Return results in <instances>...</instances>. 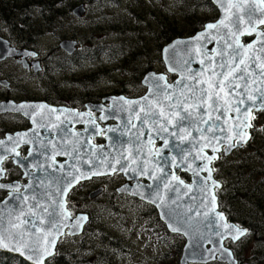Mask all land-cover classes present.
Segmentation results:
<instances>
[{
	"label": "water",
	"instance_id": "obj_1",
	"mask_svg": "<svg viewBox=\"0 0 264 264\" xmlns=\"http://www.w3.org/2000/svg\"><path fill=\"white\" fill-rule=\"evenodd\" d=\"M211 1L220 13V18L217 22L210 24H216L218 27L208 29L207 24L205 26L206 31L203 33H199L192 38L175 40L163 50V60L168 73L177 75L178 78L173 83H169L165 74L149 73L146 75L143 86L148 90V94L145 97L147 99L125 103V109L130 113H134L137 116V120L145 118V113L150 104L154 111L163 108L167 116L170 111L168 108L169 101L163 99V94L172 95L175 93L178 96L182 90L186 91V85L191 86L196 84L201 77L206 79L210 76L211 71L207 70L209 52L217 54L215 56L216 59L214 58L216 64H219L222 59L218 53L230 54L232 52V49L226 48L225 41L232 43L238 37L241 43L243 37L255 36V40L249 44L254 47L246 55L252 56L255 54L264 58V53L259 52L261 42L264 40L259 35V28L264 24L257 22L260 19H264V11H262L264 4H261L260 0ZM229 4L232 7H229ZM73 14L77 18H82L86 14V6H79L74 10ZM250 14L251 19L249 18ZM238 17L243 18L242 22L234 24ZM220 21H224V24L226 23L228 27L220 24ZM252 27L256 31L251 35L247 33L240 34V31H238V29L243 30ZM230 31H238L237 37L229 36L228 33ZM76 44L66 41L61 44V48L72 54L75 51ZM211 45L215 46L214 49L210 47ZM17 53L16 49L11 48L10 44L0 37V62L18 57ZM227 54L224 55L223 59H227ZM216 71H226V69L221 70L217 67ZM160 77H163V79H160ZM197 86L206 87V85ZM189 95L191 94L189 93ZM4 107V110L0 109V113L18 112V108L16 110L12 109L7 104ZM141 108H144V111H140ZM253 111L258 112L255 109ZM19 112H22V110H19ZM120 114V117H122L120 119L123 122L132 120L123 116L126 114L124 109ZM234 114L236 117L237 114ZM45 117L46 113L41 114L36 124L43 123L46 128L56 129L59 132L58 125H55L54 122ZM241 119H243L242 116ZM162 121L166 124L165 120H161L160 123ZM217 123L225 129L230 127L234 129L237 121L236 119L231 121V118H229L227 123H224L223 119L217 121ZM33 124L35 126V122ZM166 126L168 127V132L160 131L159 124H153L152 120H149L146 124L140 122L139 133L132 134L128 138L134 142L125 149L122 147V143L117 145L112 142L113 144L110 143L111 145L108 147H98L99 149L92 145L93 149L89 147L91 150H86L88 152L86 153L82 144L65 146L59 139L55 146L52 145L53 148L39 145L37 148L39 153L43 152L46 154L52 149L54 152L59 153L61 150L68 151L69 149V154L72 156H68L67 162L61 164L63 168L59 165L58 169H55V173L50 172L54 168L44 156H39L36 160L30 162L32 165L40 167L42 170L41 174L39 176L35 175L28 186L21 188L23 189L22 194L12 193L8 199L0 204V235L3 236V243L7 245V247H0V251L17 255L31 264H36V261L42 258V264H45L47 260L55 255L56 246L61 237L66 234V230H68V234L80 235L82 233V228L85 224L83 220L86 219V216H83V218L79 216L80 218L77 217L76 219L71 218L66 205V197L70 190L82 180H90L96 176L125 173L128 180L134 181L135 184L132 186L127 184L119 192L123 195H131L145 200L147 203L154 205L160 212L161 220L169 229L172 230L173 227L180 229L179 231L172 230L173 233H181L186 236L187 245L184 249L181 264H208L214 261L238 264L234 257L228 251H225L223 247L224 234L229 229L221 232L222 227L227 223L225 217L218 212L217 199L213 196L214 190L220 188V185L213 179L212 171L209 173L206 170V168L211 169L212 163L219 158L223 147L221 146L217 152H213L212 147H203L208 141L201 139L202 134L196 131V128L207 129L208 125L198 124L189 127L187 122H182L181 128H186L187 131L178 130L174 123L166 124ZM251 129H248V133ZM173 132H176L175 136L171 135ZM203 135L210 138L212 134L205 131ZM219 135L223 137L225 133L221 132ZM181 136L184 138L181 139ZM117 137L120 139L119 136ZM140 139H143L142 143ZM146 139H153V142L161 140L163 146L157 152H154L152 144L147 146L144 143ZM249 140L250 138L242 146L234 147L230 151L225 152V155L229 156L236 149L243 148ZM7 142L13 149L19 148L24 144L22 137L18 136H8L7 140L0 141L2 146L0 147V169L3 161L8 157L5 151ZM26 144L32 149L36 145L34 141ZM135 148L138 152H136ZM129 149L130 151H127ZM132 153L141 155L140 157H133ZM212 156H215L216 159H213L211 163H208L203 158ZM133 158L136 159L137 165H128L127 162L131 163L130 160ZM117 159L120 160L119 164L116 163ZM27 164L25 162L26 166ZM21 165L23 166V164ZM113 168L116 171L113 172ZM133 168L136 170L132 171ZM143 169H146V171L142 172ZM179 171L190 174L192 176V184L180 183L182 180L177 176ZM132 173H134L133 176ZM203 174H206L207 177L204 178ZM73 177L78 179H73ZM142 178L147 179L150 184L142 186L139 182ZM201 179L205 183H202ZM213 182H215V186ZM45 208H47V212L44 211ZM41 215L46 216L47 221H42V223L38 221V217ZM17 217L20 219L17 220ZM21 221H27V223H21ZM77 222L78 224L82 222L78 232L76 230L78 228L76 226ZM15 224H20V226L18 228L13 227ZM232 227L234 228L235 226H229V228ZM208 246L212 248L214 246L212 251L207 249ZM204 251L209 253L204 255ZM29 256L32 257L31 260ZM218 256L219 259L216 260Z\"/></svg>",
	"mask_w": 264,
	"mask_h": 264
},
{
	"label": "flooded vegetation",
	"instance_id": "obj_2",
	"mask_svg": "<svg viewBox=\"0 0 264 264\" xmlns=\"http://www.w3.org/2000/svg\"><path fill=\"white\" fill-rule=\"evenodd\" d=\"M5 1L8 2L9 0ZM1 15L2 12H0ZM17 31L24 32L25 30ZM261 31H264V27L261 28ZM54 33H58L54 36L58 40H62L59 45L66 41L77 43L73 53L75 54L74 58H77L76 61L61 59L60 53L65 58L72 56L61 50L58 54H52L54 50H51L52 56L46 61L42 59L36 43L29 44L36 42L35 38H33L35 40H31L24 37L23 41H19L20 39L15 40L11 37V30H0V36L8 41L11 48L18 51V57L0 62V79L9 83V86L0 84V102L11 99L16 102L44 104L45 118L50 119L59 128V132H56V129V131L48 129L43 123L34 126L27 117L20 115L0 116V139L8 134L13 135V137H22L24 142L18 148L16 157L8 156L4 161V175L0 181L4 187L0 188V203L4 202L10 194L8 186L14 185L18 189L16 192L21 193L22 189L18 187L27 186L30 182V176L38 174L37 168L31 167V165L29 168L24 165L25 162L30 164L32 159L44 156L49 162L53 161L60 164L66 162L68 156H72L68 151L58 153L54 152L53 149L46 154L39 153L36 146L46 145L48 148H53L59 139L66 145L80 142L104 147L108 141L106 130L117 128L115 118L106 114L112 99L119 97L120 103L122 101L129 103L143 97L147 92L144 89H139L137 85L139 82L141 85V81L133 77L130 79L133 80L132 82L121 77L116 82L111 79L105 81L104 84L107 87L100 94H96V91L92 92V87L80 86L78 90H75L72 81L69 83L61 82L60 77L63 76L58 75L66 70L71 63L76 62L71 69L73 74L85 76L87 75L85 70L90 69L89 65H96L105 59L98 58L97 60L95 58L90 61H83V65L80 66L79 59L85 57V55L81 56L80 53L82 45L79 41L81 40L76 39V36L72 39L63 40L65 38L61 36L62 30L60 32L53 31ZM44 34H46L45 30ZM87 46L90 47L88 44ZM40 52L46 53L44 47L40 48ZM12 65H18L21 70V74L16 79L8 73L10 70L13 73ZM6 67L7 69H5ZM30 74L32 77L28 78ZM175 78L176 76L168 75V81L171 83L175 81ZM33 79L39 84L42 83L41 86L38 85L36 91L29 89V82ZM55 79L60 82H56ZM21 83L24 84V88L20 87ZM38 114H41L40 110ZM129 118L133 119L134 117ZM252 125V140L244 151L246 154H252V148L257 146V142H261L263 152L262 159L253 162L247 168L249 169L246 171L248 183L245 187H241L245 190V196L240 195L239 187L234 182L227 184L224 175L221 176L223 171L225 173L224 165L228 162L223 154L221 159L214 164L215 179L221 182L220 188L215 190L218 208L225 214L229 224L246 230V236L240 242H235L233 237L236 235L228 236L225 239L227 246L242 264H257L258 257L254 261L253 251L257 247L256 243L262 242L264 244V131L259 130L264 129V112L255 116ZM123 126L133 127L128 123V120ZM123 135L126 137L124 133ZM29 141L32 143L34 141L37 145L32 149L26 144ZM145 144L147 146L152 144L154 152L163 146L161 141L153 142V139H146ZM236 152L232 153H235L233 156L237 155ZM241 157L244 155L241 154ZM179 175L184 183L185 180H189L185 173H179ZM139 182L142 186L149 185V181L145 178L140 179ZM127 183L128 179L123 174L116 173L113 176L97 177L82 182L69 192L67 207L71 216L76 218L80 215H86L87 218L83 220L85 224L80 235L66 232L61 237L56 248L57 257L63 256V259L70 257L75 264L77 262L80 264H157L158 259L168 260L174 255L175 244L179 241H184V247L185 239L181 235H174L172 230L159 218L152 205L141 199L118 193V189ZM133 183L134 181L130 182L131 185ZM242 204L247 205V209ZM108 205L111 208L120 205L124 210L126 206L127 211L134 214V218H112L104 210V207ZM234 232L236 233L235 230ZM238 243H243V247L251 245L252 252L247 260H242L237 253ZM157 251H159V256H157Z\"/></svg>",
	"mask_w": 264,
	"mask_h": 264
},
{
	"label": "snow or ice",
	"instance_id": "obj_3",
	"mask_svg": "<svg viewBox=\"0 0 264 264\" xmlns=\"http://www.w3.org/2000/svg\"><path fill=\"white\" fill-rule=\"evenodd\" d=\"M260 3L264 4V0H260ZM229 7H232V5L229 4ZM262 11H264V9H262ZM249 18L251 19V14ZM242 20V17H238L234 24H238L242 22ZM257 22L259 24H264V19H260ZM220 24L228 27V25L224 24V21H220ZM217 27L218 25L216 24L207 25L208 29ZM238 31H240V34L247 33L251 35L256 29L252 27L243 30L238 29ZM228 35L237 37V32L230 31ZM259 35L264 38V32H260ZM225 45L226 48L232 49V52L230 54L218 53V55L222 57L219 64L215 63L212 56L208 57L209 64L207 70L211 71L210 76L206 79L201 77V79L197 80L196 84L191 86L186 85V91L182 90L178 96L175 93L172 95L163 94V99L169 101L168 108L170 111L167 116L163 108L154 111L150 104L142 123L146 124L149 120H152V123L159 124V130L164 132H168L166 124L174 123L175 127L180 131H187L186 128H181L182 122H187L189 127L198 124L208 125L207 129L197 127L196 131L202 134L201 139L208 141L203 147H212L213 152L219 151L221 146L224 148V151L227 152L234 147H239L242 146L243 143H246L247 139L250 138L248 129L253 128L251 121L255 119L253 110L264 112V58H262L261 55H246L254 46H245L241 44L238 37L232 43L225 41ZM259 52L264 53V40L261 42ZM226 54L227 59L225 60L223 57ZM237 58H239L238 62ZM201 63H203V61H201ZM233 65H235V67H233ZM217 67L221 70L226 69V71H216ZM160 79H163V77H160ZM193 79H195V77H193ZM197 85H206V87H198ZM189 93L191 95H189ZM188 101H190V103H188ZM40 107L43 106L41 105ZM140 111H144V108H141ZM230 112L237 114L235 117L237 123L234 129L232 127L225 129L218 124L217 121L223 119L224 123H227L230 118ZM181 113H183V115H181ZM241 116L243 119H241ZM161 120H165L166 124L160 123ZM259 130L264 131V129ZM111 131H115V129ZM205 131L212 134L210 138L203 135ZM221 132L225 133L223 137L219 135ZM171 135L175 136L176 132L171 133ZM180 138L183 139L184 137L181 136ZM137 139H139V137H137ZM149 143H151V140H149ZM203 158H205L208 163L216 159L215 156ZM116 163L119 164L120 160L117 159ZM131 163L136 164V159L133 158ZM61 168H63V165H61ZM132 170L135 171L136 169L133 168ZM206 170L209 171V173L212 171L207 168ZM0 171H3V169H0ZM112 171L114 172L116 169L113 168ZM143 171H146V169H143L142 172ZM73 179L78 178L73 177ZM180 183H183V181H180ZM213 185L215 186V182H213ZM3 187L4 185L0 184V188ZM33 199H35V197H33ZM44 211L47 212V208H45ZM19 219L20 218L17 217V220ZM21 223H27V221H21ZM19 226L20 224L13 225V227L17 228ZM224 227L228 228L229 226L225 224ZM172 230L179 231L180 229L173 227ZM236 232L237 235L233 237L234 239H238L239 236L243 235V232L239 229H237ZM0 247H7V245L3 243L2 235H0ZM29 259L31 260L32 257L29 256ZM36 264H42V258L38 259Z\"/></svg>",
	"mask_w": 264,
	"mask_h": 264
},
{
	"label": "trees",
	"instance_id": "obj_4",
	"mask_svg": "<svg viewBox=\"0 0 264 264\" xmlns=\"http://www.w3.org/2000/svg\"><path fill=\"white\" fill-rule=\"evenodd\" d=\"M134 0H115L116 4H120L121 6H125L124 2H126V5L129 3H132ZM139 2V0H136ZM168 1H171L172 4L170 7H174V12H169L168 8H166L164 11L160 13V9H164L166 7V4ZM62 3V5L59 6V4ZM80 3H88L89 5L95 6L97 10L105 12L110 4L108 0H9L8 2L5 0H0V12H2V15L0 17V25L7 28L8 30H11V37L15 38V40L20 39L19 41H23V38L26 37L31 40L37 41V39L43 35V31L45 29V25L47 28H50L46 30L47 32H57L61 31L64 26H67L70 24V21L72 18L71 11L75 6H78ZM160 3V6H159ZM118 4V5H119ZM159 8H158V7ZM198 7H201L198 9ZM119 10H115L117 13ZM157 11V12H156ZM203 13H201V12ZM210 11L209 14L206 12ZM64 12V14L62 13ZM168 13L169 15L165 14ZM11 13V14H6ZM5 14V15H3ZM56 14V15H55ZM136 14V17H143L144 15L148 16L147 18H143L139 24L142 22L147 23L149 21H155L156 23V30H159L160 32L156 35L158 37V43L157 46H164L165 44H169L172 41L182 38V37H191L194 36L199 30L202 29V27L209 21H211L213 18H215L216 9L213 6L211 0H142V5H139V8L134 13ZM160 14V15H158ZM214 14L213 18L211 15ZM70 18V21L67 20ZM204 15H206L204 17ZM178 19L175 21L172 17H177ZM210 18V19H209ZM112 23V22H111ZM122 25V24H121ZM143 25V24H141ZM112 29L115 30H122L121 32L124 35V29L119 28L117 25L112 26ZM17 30H25L24 32H19ZM35 30V31H33ZM15 31V32H14ZM142 32V31H141ZM54 35H58V33H54ZM127 36V33L125 37ZM22 37V38H21ZM122 37V36H121ZM35 38V39H33ZM29 43V42H28ZM36 42H30L29 44L32 45ZM89 44H92L91 41ZM140 46V45H139ZM152 45H147V47H150ZM154 47V46H153ZM162 47L159 49V51L162 49ZM98 49H101L100 46H97ZM104 49H102L104 52L109 53L110 56V62H115L116 65L120 64V67H122L124 60L129 57V59H133V55L129 56L130 49L124 54V58L121 60V57L123 53L125 52L126 48L125 46H122V44L117 43H107L103 46ZM59 50V49H56ZM157 52V51H155ZM85 58L88 59V61L95 59V55H98V51H93L91 47H87L85 52ZM121 53L120 57L118 58L119 54ZM154 57H149L148 53L145 49L142 48V50L138 53V58H136L135 64L138 65V63H142L137 70H135L133 67V77L137 80L140 79V77L143 78L144 74L149 72L152 67H154V61H159V55L153 54ZM61 59H67L63 57L60 53ZM73 61H76L77 58H72ZM139 59V60H138ZM141 61V62H140ZM150 61V62H149ZM76 63V62H75ZM153 64V66L151 65ZM117 70H120L119 66H116ZM56 69V68H55ZM129 68L125 67L122 69L123 73L128 74ZM135 70V71H134ZM121 71V70H120ZM132 71V70H130ZM112 74L110 71H103L101 74H91V75H85L81 76L85 80L90 79V81H93V83H96L99 77L103 76L104 74ZM130 78H126L128 82H132L133 80H130ZM81 84V82H78ZM255 150H258L257 146L253 147V152ZM238 154H241V151H239ZM262 155V154H261ZM253 159V156L251 154H246L244 157L238 158L239 161H237L238 165V171L236 172V176L234 178V184L239 187V193L240 195L245 196V190L241 189V187H245L248 183V179H246L247 170L245 168H248V166H251L253 162L257 160H261L262 156L255 155ZM242 160V161H241ZM251 162V163H250ZM250 163L249 165H247ZM244 206H247L243 204ZM107 213H110L112 218H133V216H129L128 214L118 210V209H112L111 207H107L105 209ZM157 216V215H156ZM158 219V216H157ZM256 249L253 251L254 255V261L256 260L257 264H262L264 262V244L262 242L256 243ZM176 264L177 262V255L172 258ZM171 259V260H172ZM160 261V260H159ZM0 264H30L25 262L23 259L11 255V254H4L0 253ZM47 264H72L70 259L64 258L63 256L53 258L49 263ZM163 264H174L173 262L167 263L163 262Z\"/></svg>",
	"mask_w": 264,
	"mask_h": 264
},
{
	"label": "rangeland",
	"instance_id": "obj_5",
	"mask_svg": "<svg viewBox=\"0 0 264 264\" xmlns=\"http://www.w3.org/2000/svg\"><path fill=\"white\" fill-rule=\"evenodd\" d=\"M114 4V3H111ZM172 4L171 1H168V3L166 4V7H164V9H160V13L162 11H164L166 8H168L169 12H174L175 8L174 7H170V5ZM62 5V3L59 4V6ZM124 7H122L121 10L117 11V13L112 10L113 8H117L118 5H114L112 8L106 10L105 12H100L97 10V8H91L90 13L88 14V16L83 20V21H78L75 18L73 20L70 21V24L67 26H64L62 28V33L61 36H64L65 39L63 40H68L69 38L72 39V37L76 36V39H80L81 41V45H82V51L81 56L85 55L86 53V49H87V44L91 41V43L93 45H95V43H120L122 44V46H125L126 50L123 53L121 60L124 58V54L130 49V55H133V59H129V57L127 59L124 60V63L122 65V67H120V64L116 65V63L114 64V66H103L100 69H95L94 71H92L93 73L99 74L103 71H113V68L116 66H119V68H121L120 70H116L113 74H104V80L101 81L100 77L97 80V84H93L92 85V92L96 91V94H100L103 91V88L105 87L103 84L105 81L111 79L112 81L116 82L117 80H119V78H127V77H133V68L135 70H137V68L143 64L141 61V63L135 64L136 58H138V53L143 49L146 50V52L148 53L149 57H154L153 54H161L163 48L168 45L165 44L163 47L162 46H157L158 43V37H156V35L160 32L159 30H156V23L155 21H149L147 23L144 24V22H142L141 24H139L138 22H140L143 18H147L148 16L144 15L143 17H136V14H134L136 12V10L139 8V5H142V0L136 1L134 0L132 3H129L128 5H126V2H124ZM160 6V3H159ZM158 7V6H157ZM159 8V7H158ZM201 7H198V9ZM157 12V11H156ZM201 12V11H199ZM64 14V12H62ZM203 13V12H201ZM207 14L210 13V11L206 12ZM167 15H169L167 12L165 13ZM56 15V14H55ZM160 15V14H158ZM69 16V15H67ZM206 15H204L205 17ZM214 14L211 15V17L213 18ZM173 20H177V17H172ZM216 18V16H215ZM210 19V18H209ZM214 19V18H213ZM230 20V19H229ZM112 22V23H111ZM228 22V20H227ZM122 24V25H121ZM119 26V28L124 29V35L121 32L122 30H115L112 29V26ZM50 28H47L45 25V31L48 30ZM0 30H8L7 28L3 27L0 25ZM42 30V31H44ZM67 30V31H65ZM35 31V30H33ZM142 31V32H141ZM127 33L126 38L124 37ZM122 36V37H121ZM75 39V40H76ZM41 40L43 42L44 45H42L45 50L46 53H41L40 52V48H39V53L42 55V59H45L46 61H48V59L52 56L50 54V50H55L57 46H59L60 42L62 40H58L57 37L54 36V34L52 32H47L46 35L44 37H41ZM52 40V41H51ZM78 41V40H76ZM83 42V44H82ZM173 42V41H172ZM171 42V43H172ZM170 44V43H169ZM140 45V46H139ZM147 45H152L150 47H147ZM154 46V47H153ZM36 47H39V44H36ZM162 47V49L159 51V49ZM167 47V46H166ZM165 47V48H166ZM164 48V49H165ZM102 49H104L102 47ZM93 51H96L97 48L95 46L92 47ZM157 51V52H155ZM121 53L119 54L118 58L120 57ZM75 56V55H74ZM94 56L97 58H105L108 59V55H106V53H101L99 56L95 55ZM73 57V56H72ZM139 60V59H138ZM107 61L105 62H100L99 65H103L105 63H107ZM150 62V61H149ZM154 64V63H153ZM153 64L151 66H153ZM13 67V73L12 70L8 71V73L10 74V76H12L14 79L17 78V76H19L21 74V70L19 69L18 65H12ZM129 68V72L128 74L123 73L122 69L123 68ZM133 67V68H132ZM7 69V67L5 68ZM35 70V68H34ZM34 70H32L34 72ZM132 70V71H130ZM134 70V71H135ZM64 73L62 74L63 77H60V81L65 83L69 81H72L75 85L74 89L78 90L80 88V86H87L90 83V79H84L83 77L80 76H76L75 74L71 73H65V71H63ZM32 77V74L28 75V78ZM102 77V76H101ZM134 78V77H133ZM65 79V80H64ZM56 81V79H55ZM59 80H57L56 82H60ZM81 82V84H79L78 82ZM100 82H102L100 84ZM71 84V83H70ZM38 85L41 86V84H39L38 82H36L34 79L33 81L29 82V89L31 91H36L38 88ZM139 87L140 90H143L142 85H140V82L137 85ZM20 87L24 88V84L21 83ZM35 94H37L35 92ZM4 98V97H2ZM263 112H260L259 114H262ZM257 146L259 150H255L251 155L253 156V159L256 160L254 158V156L260 155L261 156V152H263L262 146L263 144L261 142H257ZM253 149V148H252ZM238 158H241V154H238L236 156H233L232 153L226 157V159L228 160V162L224 165L225 166V173L223 171V173L221 174V176L224 175V180L227 184H231L234 182V178L236 176V172H237V168H236V163L237 161H239ZM76 225L78 226L77 228V232L79 231L80 228V224H78V222L76 223ZM175 241H179V240H175ZM180 245L182 244L180 241L178 242ZM239 249L237 251V253L239 254V256L241 257V259L243 260H247L250 257V254L252 252L251 249V245H247L245 247H243V243H238ZM176 255V254H175ZM157 256H159V251H157ZM142 260V257H141ZM178 261V260H177ZM171 262H174V260L172 259Z\"/></svg>",
	"mask_w": 264,
	"mask_h": 264
},
{
	"label": "bare ground",
	"instance_id": "obj_6",
	"mask_svg": "<svg viewBox=\"0 0 264 264\" xmlns=\"http://www.w3.org/2000/svg\"><path fill=\"white\" fill-rule=\"evenodd\" d=\"M22 38V37H21ZM28 112L29 114L31 115V112H30V108H28ZM32 116V115H31ZM38 221H40L42 223V221H47V217L44 216V215H41L39 218H38ZM169 241V240H168ZM115 247V246H114ZM117 248V247H116ZM59 251V250H58Z\"/></svg>",
	"mask_w": 264,
	"mask_h": 264
}]
</instances>
